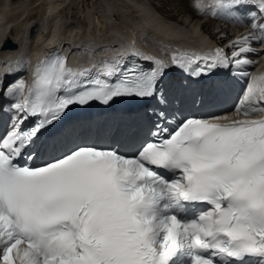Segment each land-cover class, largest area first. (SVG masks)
I'll use <instances>...</instances> for the list:
<instances>
[{
	"label": "snow or ice",
	"instance_id": "6c2138e0",
	"mask_svg": "<svg viewBox=\"0 0 264 264\" xmlns=\"http://www.w3.org/2000/svg\"><path fill=\"white\" fill-rule=\"evenodd\" d=\"M211 15L250 31L170 63L113 58L76 69L53 52L30 85L0 84V264H264V119L251 118L264 113V76L234 109L247 118L227 123L184 115L176 104L190 85L170 86L172 95L163 83L173 68L199 80L252 63L264 0H215ZM125 98L155 101L141 117L151 142L133 155L75 142L65 123L74 105Z\"/></svg>",
	"mask_w": 264,
	"mask_h": 264
},
{
	"label": "bare ground",
	"instance_id": "6f19581e",
	"mask_svg": "<svg viewBox=\"0 0 264 264\" xmlns=\"http://www.w3.org/2000/svg\"><path fill=\"white\" fill-rule=\"evenodd\" d=\"M73 1L0 0V46L4 40L19 44L16 51H0V65L8 63L5 68L11 70L15 66L14 58L25 56L28 63L32 62L33 74L35 66L48 57L53 46L58 50H65L70 65L81 64V68L85 67L87 61L93 63L95 60L92 58L93 53L90 56L88 51L97 52L101 58H105L104 55L113 46L123 56L130 55L137 47L142 56L151 57L152 60H162L160 50L158 51L160 46L164 51L177 49V55L194 51V54L203 56L214 53V50H210L214 44L220 41L224 44L229 40V43L233 42L241 33L247 34L250 27L248 24H241L239 27L243 28L239 31L232 27H219L216 19L211 16L215 0H206L205 14L194 8L192 0H171L170 3L179 4L168 3L163 7L153 1L150 3V0H90L91 2L83 4L86 8L83 12L84 23L81 26L75 25V22L70 23L67 17L71 4L75 2ZM167 6H173L174 9L168 10ZM178 6L179 10L176 9ZM37 10L40 12L36 15L34 12ZM130 11L135 12L133 17ZM183 14L185 17L188 14L192 21L187 23L188 20L182 18ZM115 15L119 16L120 20H114ZM205 21L208 24H205ZM98 24L107 27L105 35L98 34ZM232 24L237 25L235 22ZM238 34L240 35L237 37ZM203 45H207L208 49H201ZM221 45L218 46L223 48ZM77 46H83V50L80 52L76 49ZM259 48L263 49L264 46L257 49ZM119 59L121 63L125 60ZM262 61L259 73L264 71V56ZM177 73L181 74L179 70ZM32 74L30 70L26 75L31 77ZM26 75L20 74L17 80L23 79L26 82ZM2 77L7 79L6 75Z\"/></svg>",
	"mask_w": 264,
	"mask_h": 264
},
{
	"label": "rangeland",
	"instance_id": "374dc122",
	"mask_svg": "<svg viewBox=\"0 0 264 264\" xmlns=\"http://www.w3.org/2000/svg\"><path fill=\"white\" fill-rule=\"evenodd\" d=\"M75 1V2H74ZM73 2L74 3H72L71 5H72V7H71V9L69 10V12H67L68 14H67V17H69V20L71 21H69L70 23H73V22H75L74 24L75 25H81L82 26V24L84 23V11H85V5H83V4H85L86 2H89L90 0H74ZM151 2L150 3H152V1H153V3H157V4H159L160 6H164V5H168V3H170L171 2V0H150ZM169 1V2H168ZM84 2V3H83ZM91 2V1H90ZM192 2H193V0H192ZM175 3V5H178L179 4V2H174ZM173 2L172 3H170L171 5L172 4H174ZM195 4V3H194ZM193 4V5H194ZM179 7V8H178ZM176 9L177 10H179L180 9V6H178ZM195 8V7H194ZM100 9H102V8H100ZM167 9L168 10H173L174 9V7L173 6H167ZM196 9V8H195ZM194 9V10H195ZM131 10V9H130ZM196 10H198V9H196ZM132 11H134V10H132ZM192 11V10H191ZM39 10H37V11H35L34 12V14H39ZM131 12V11H130ZM132 14V17L135 15V12L134 13H130V15ZM185 14V13H184ZM184 14H183V16H182V18L184 19V20H188V22L187 23H190V21H192V18L190 19L189 17H188V14L186 15V17L184 16ZM118 17L119 16H117V15H115V17H113L114 18V20H120V18L118 19ZM122 19V18H121ZM205 24H208L206 21H205ZM18 28H20V27H18ZM80 31V30H79ZM82 31V30H81ZM83 32V31H82ZM239 36V34L237 35V37ZM230 41V40H229ZM229 41H226V42H224V44L221 42H218L217 44H214L212 47H210V50H214L215 51V49H217V48H220V46H218V45H221V44H223V45H221V47H223V48H227V46L232 42H230L229 43ZM205 43L207 44V41H205ZM228 43V45H226ZM202 47V46H201ZM155 49H157V48H155ZM172 49V48H171ZM201 49H208L207 48V45H203V47L201 48ZM160 50V51H159ZM158 51L160 52V54L162 55V58H164V57H168L169 56V53H177V49L175 50V49H173L172 51H170L169 49H167L166 51H164V50H162L161 49V46H160V48H158ZM167 51L169 52V53H167ZM89 53L88 54H90V56H92V53H93V56L94 55H96L97 57H100L99 55L100 54H98L97 52H91V51H88ZM163 53H164V55H163ZM105 56V55H104ZM103 56V57H104Z\"/></svg>",
	"mask_w": 264,
	"mask_h": 264
},
{
	"label": "water",
	"instance_id": "95a60500",
	"mask_svg": "<svg viewBox=\"0 0 264 264\" xmlns=\"http://www.w3.org/2000/svg\"><path fill=\"white\" fill-rule=\"evenodd\" d=\"M98 34L99 35H104L106 34L107 32V27L106 26H103V25H100L98 24ZM5 48H12V49H16L17 48V44L12 42V40H8L6 45H5Z\"/></svg>",
	"mask_w": 264,
	"mask_h": 264
}]
</instances>
